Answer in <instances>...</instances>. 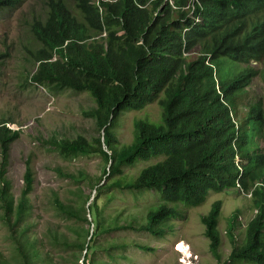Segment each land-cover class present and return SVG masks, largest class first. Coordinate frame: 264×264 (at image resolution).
<instances>
[{
    "label": "trees",
    "instance_id": "trees-1",
    "mask_svg": "<svg viewBox=\"0 0 264 264\" xmlns=\"http://www.w3.org/2000/svg\"><path fill=\"white\" fill-rule=\"evenodd\" d=\"M22 4L0 0V11ZM42 8L29 24L38 47L28 52L38 66L26 80L52 93L90 92L95 106L83 113L100 132L93 141L52 137L44 143L65 160L100 156L105 163L97 181L84 170L56 168L78 185L77 200L55 195L53 206L88 228L84 234L73 228L76 238L49 229L45 239L51 249L78 264H121L130 248L155 249L113 234L163 237L165 224L183 216L179 205L198 207L211 192L239 190L251 195L257 211L245 240L237 234L238 211L227 231L234 249L224 260L223 202L217 201L201 218L210 250L220 264H264V88L258 92L253 86L257 77L264 86V0H44ZM156 101L162 120L136 119L132 143L121 145L115 132L119 118ZM10 122L0 120V207L15 261L0 252V264H57L29 236L34 210L29 158L19 197L11 191L7 168L21 129L10 128ZM152 161L128 179L126 169ZM84 184L94 196L81 205ZM116 191L156 192L161 203L139 214L117 210L108 217L105 209Z\"/></svg>",
    "mask_w": 264,
    "mask_h": 264
},
{
    "label": "rangeland",
    "instance_id": "rangeland-1",
    "mask_svg": "<svg viewBox=\"0 0 264 264\" xmlns=\"http://www.w3.org/2000/svg\"><path fill=\"white\" fill-rule=\"evenodd\" d=\"M43 2L44 0H23L22 6L15 11H0V53H6L0 62V120L11 118L14 122L8 124L10 128L21 129L20 137L11 147L7 178L11 181L12 194L17 199L23 185L25 160L30 159L34 172V191L31 195L34 210L28 222L29 236L33 241L40 240V250L51 251L55 263L78 264L73 256L68 257L64 252L51 249L49 241L45 239L49 229H58L69 238H76L73 228L80 229L82 234L88 228L86 223L76 224L65 219L53 206L55 195L64 201L77 200L73 192L78 185L61 177L56 168L72 173L84 170L97 181L103 175L105 163L100 156L65 160L55 148L44 143V140L52 137L75 139L84 136L93 141L98 138L100 132L95 121L83 113L84 110L95 106L90 92L65 90L52 93L46 87L26 80L29 72L35 71L38 66L34 65L28 52L29 48L38 47L29 24L36 15L42 13ZM253 86L255 90L262 92L264 86L261 77L254 79ZM163 97L161 95L160 99ZM161 118L162 108L159 101L141 111L124 113L115 128L121 145L132 143L136 119L160 122ZM155 162H139L135 167L126 169L125 173L128 179H133L143 168ZM83 196L81 205L86 196H94L93 188L84 184ZM217 201L223 202L220 227L224 238L222 254L224 260H227L234 249L227 234L232 216L238 211L241 213L237 234L240 242H243L247 227L257 214L251 195H245L239 190L211 192L206 201L198 207L179 205L183 216L173 218L165 224L163 237L132 232L113 234L112 236L122 237L127 242H138L155 249L153 253H144L130 248L126 253L128 259L122 260L121 264H220L210 250L206 227L201 222L202 216L207 214ZM160 203V195L156 192L136 195L129 191H116L115 200L108 204L105 214L109 217L117 210H130L131 213L139 214L146 208L156 207ZM2 214L0 207V252L8 261L14 262L15 245L11 233L2 221Z\"/></svg>",
    "mask_w": 264,
    "mask_h": 264
},
{
    "label": "clouds",
    "instance_id": "clouds-1",
    "mask_svg": "<svg viewBox=\"0 0 264 264\" xmlns=\"http://www.w3.org/2000/svg\"><path fill=\"white\" fill-rule=\"evenodd\" d=\"M170 1L174 2V0H170ZM196 23H200V21L199 20H196Z\"/></svg>",
    "mask_w": 264,
    "mask_h": 264
}]
</instances>
